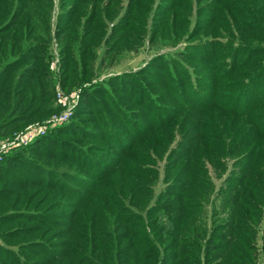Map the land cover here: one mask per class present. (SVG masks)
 <instances>
[{"label": "rangeland", "instance_id": "obj_1", "mask_svg": "<svg viewBox=\"0 0 264 264\" xmlns=\"http://www.w3.org/2000/svg\"><path fill=\"white\" fill-rule=\"evenodd\" d=\"M6 75L33 105L0 115V160L30 161L0 180V264H114L111 229L154 264H264V0H0Z\"/></svg>", "mask_w": 264, "mask_h": 264}, {"label": "trees", "instance_id": "obj_2", "mask_svg": "<svg viewBox=\"0 0 264 264\" xmlns=\"http://www.w3.org/2000/svg\"><path fill=\"white\" fill-rule=\"evenodd\" d=\"M230 59V58H229ZM188 75H190V78H193L192 80H190L192 82H190V85L193 88L197 87V80L195 78V75H193V71L187 70L185 67L182 68ZM1 80V79H0ZM195 80V81H194ZM261 80V79H260ZM3 83L6 84L7 86H3L2 88V96L0 97V115L1 116H6V115H15L16 113H20V112H26L28 110V108L32 107V103L28 102V104H25L27 101V98H24L23 92L21 90H19V79L17 78H10V75H6L4 79H2ZM260 82V81H259ZM258 82V83H259ZM105 93L107 94V92L105 91ZM112 93V92H111ZM199 95V94H198ZM44 92L39 93L38 97H37V101L38 103H46L44 98ZM151 100V98H149ZM153 105V104H152ZM154 106V105H153ZM107 119L106 120H110V130L113 131V133H115L117 131L116 128H118V126L115 123V120L113 118H111V116H109L108 114H106ZM77 122V120H74ZM2 126V125H1ZM0 126V128H1ZM6 127V126H5ZM8 128H4L3 132L1 134H8ZM1 132V129H0ZM56 132V131H55ZM52 134H55L54 132ZM51 135H47V136H43L40 138V140H37L40 143H46L48 142H53L55 144H57V142H59V133H56V137ZM30 164V161L27 159H24L22 157H20L18 154H9L6 155L3 159L0 160V180L3 177L4 173H8V174H13L17 177L21 176L19 173H21L20 171H23V168H27V165ZM25 176V175H24ZM26 177V176H25ZM182 190H178L177 192H179V194L173 195L172 198H169L167 201V203H169V205L176 207H181L185 202V196L184 194L181 192ZM102 216L106 217H110L112 218L110 213H104ZM94 219V218H93ZM94 225H95V221H94ZM106 227V226H105ZM104 227V229H105ZM110 231V234L108 235L109 238H105L102 241L101 246L96 245L95 247H97V250H100L97 254L99 255V258L101 259V261H103L104 263H114L116 262V264H119V259L121 258V255H123V253H126V251H128V253L132 256V260L130 261L131 264H154L156 262V255L151 254L145 246V242L142 241V243H140L138 246L135 245L134 240H130L127 244H125V246H123V251L121 248V240H117L116 238H114L113 236L115 235V232L113 229L108 230ZM105 233V230H104ZM102 233V234H104ZM74 237L72 236L70 239V244L72 243V246L74 245V247H76L75 245V241L73 239ZM119 239V238H118ZM98 242V241H97ZM145 244V245H144ZM47 246H49V244H46ZM69 245V244H68ZM67 250H61L59 251V253L56 255L55 259L53 262L54 264H82L80 263V258L78 260L74 259L71 255V253H74L75 248L71 249V252L67 254H63V252H65ZM94 252V251H93ZM187 253V252H186ZM87 255L86 257V263L88 261H90V255L88 253H84L83 256ZM130 256V258H131ZM127 257V256H126ZM174 259H176L175 256H173ZM172 258V259H173ZM161 262L158 264H164L163 262V258H161ZM118 261V262H117ZM17 264H25L24 263V258L22 257H17L16 259ZM52 262V264H53ZM85 262H83V264H86ZM122 264V263H121ZM184 264V263H181Z\"/></svg>", "mask_w": 264, "mask_h": 264}, {"label": "built area", "instance_id": "obj_3", "mask_svg": "<svg viewBox=\"0 0 264 264\" xmlns=\"http://www.w3.org/2000/svg\"><path fill=\"white\" fill-rule=\"evenodd\" d=\"M67 116H68V112L66 111V112H63L61 114L56 115V117H54V119L61 120L63 118H66Z\"/></svg>", "mask_w": 264, "mask_h": 264}]
</instances>
